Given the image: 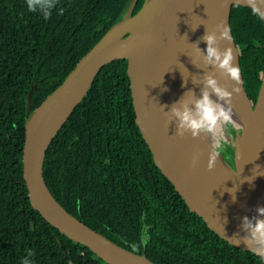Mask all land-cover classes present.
<instances>
[{
  "label": "trees",
  "instance_id": "trees-1",
  "mask_svg": "<svg viewBox=\"0 0 264 264\" xmlns=\"http://www.w3.org/2000/svg\"><path fill=\"white\" fill-rule=\"evenodd\" d=\"M132 0H0V264H106L30 203L24 175L30 114L125 15ZM145 0H139L135 13ZM45 13L50 17L45 19ZM231 27L255 105L264 22L234 5ZM44 176L74 217L155 264H261L241 240L187 204L157 166L137 122L128 60L108 63L48 149ZM232 240V241H231Z\"/></svg>",
  "mask_w": 264,
  "mask_h": 264
},
{
  "label": "water",
  "instance_id": "water-1",
  "mask_svg": "<svg viewBox=\"0 0 264 264\" xmlns=\"http://www.w3.org/2000/svg\"><path fill=\"white\" fill-rule=\"evenodd\" d=\"M138 2L131 1L123 18L31 114L36 85L27 99L23 162L30 203L53 226L106 264L155 263L71 215L50 191L44 164L54 139L87 97L100 71L112 61L128 60L134 108L144 139L157 166L192 209L218 231L242 240L246 235L243 218H256L257 209L264 207V71L254 105L245 88L231 27L233 6L250 8L247 0H145L135 13ZM225 26L231 40L221 38ZM207 34L216 36L220 51L232 48L239 82L206 61L203 38ZM209 76L232 93L227 101L234 112L231 129H224L219 147L210 135L194 137L180 129L172 112L181 101H189L192 107ZM213 151L218 157L210 167Z\"/></svg>",
  "mask_w": 264,
  "mask_h": 264
},
{
  "label": "clouds",
  "instance_id": "clouds-1",
  "mask_svg": "<svg viewBox=\"0 0 264 264\" xmlns=\"http://www.w3.org/2000/svg\"><path fill=\"white\" fill-rule=\"evenodd\" d=\"M26 3L29 11L34 12L36 10L34 0H26ZM261 5H264V0H247V6L251 8L252 15L264 21V8ZM50 6L48 0L40 5V7ZM50 15V13H45V19H48ZM221 38L225 40L232 39L227 26L221 33ZM203 39L206 42V61L222 69L230 79L239 82V67L234 63L232 48L229 47L224 51H220L214 34H207ZM206 85L207 87L202 91L201 96L195 99L192 107H189V101H181L179 102L181 106L173 107L172 112L179 121L180 129L190 131L194 137L202 133L210 135L214 145L219 147L223 143L224 129L231 123L233 118L231 107H226L222 101H228L232 93L226 88L220 87L217 80L212 76L207 77ZM233 91L238 92L239 89ZM213 96H215V99ZM217 157L218 153L215 151L210 154V167ZM196 159L198 157L194 158V163ZM257 212L259 215L256 218L250 219L247 216L243 218L246 235L242 240H235L234 243L237 246L243 243L247 250L259 256L261 264H264V207H259ZM22 264H30V262L24 260Z\"/></svg>",
  "mask_w": 264,
  "mask_h": 264
},
{
  "label": "bare ground",
  "instance_id": "bare-ground-1",
  "mask_svg": "<svg viewBox=\"0 0 264 264\" xmlns=\"http://www.w3.org/2000/svg\"><path fill=\"white\" fill-rule=\"evenodd\" d=\"M206 87H207V85L205 84L204 89H205ZM204 89H203V90H204ZM213 98H214V96H213ZM214 99H215V98H214ZM222 103H224L226 107H230L227 101H222ZM232 114H234L233 110H232Z\"/></svg>",
  "mask_w": 264,
  "mask_h": 264
},
{
  "label": "rangeland",
  "instance_id": "rangeland-1",
  "mask_svg": "<svg viewBox=\"0 0 264 264\" xmlns=\"http://www.w3.org/2000/svg\"><path fill=\"white\" fill-rule=\"evenodd\" d=\"M226 127L230 130V129H231V127H230V123H229ZM226 127H225V128H226Z\"/></svg>",
  "mask_w": 264,
  "mask_h": 264
}]
</instances>
